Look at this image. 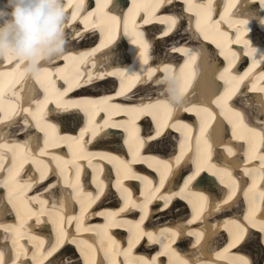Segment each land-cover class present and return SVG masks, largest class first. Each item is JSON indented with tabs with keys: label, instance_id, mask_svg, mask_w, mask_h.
<instances>
[{
	"label": "snow or ice",
	"instance_id": "obj_1",
	"mask_svg": "<svg viewBox=\"0 0 264 264\" xmlns=\"http://www.w3.org/2000/svg\"><path fill=\"white\" fill-rule=\"evenodd\" d=\"M252 2L264 9V0ZM181 3L183 7L177 8L176 0H131V8L125 14L127 0H96L95 11L88 10L87 0H67L66 11L72 25L73 39H82L84 32H99L102 39L99 47L104 48L120 35L128 36L138 50L143 66L141 74L129 75L114 70L107 74L93 75L89 72L84 75L81 65L94 52H81L73 47L59 61L64 62V67L60 63H53L46 68L40 81L43 97H31L25 106L21 102L22 97L18 96L20 89L17 87L22 73L21 62L15 56L0 59V126L22 117L25 128L35 129L41 140L39 150L33 151L31 139H0V189L4 190V199L11 206L17 221L14 224L0 221V232L11 243L14 255L11 264H47L65 244L75 245L80 254V264H165L161 257L168 258L167 264H186L173 248L177 230L161 228L154 232L151 226L145 227V224L147 218L153 215L154 203L160 209L172 204L174 199L187 201L191 207V217L187 223L197 224L204 210L212 209L206 194L195 192L193 195L191 189V185L205 172L215 176L227 192L226 198L216 204L217 211L228 212L243 204L241 216H228L215 226L216 231L227 233V239L225 245L214 252L211 264H253L250 257L233 253L232 250L250 239V230L260 233V243L264 245V126H251L244 113L232 106V101L250 80L251 91L264 94V57L256 59V49L247 38L249 20L234 19L236 0H227L221 12H218L217 0H181ZM43 8L42 4L40 19L44 21L43 31L47 35L48 18ZM162 9H168V14H162ZM56 15H60L59 10ZM182 20L187 21L183 31H191L196 38L215 44L218 55L225 62L218 76L223 91L212 101L214 108L195 105L181 107L183 112L197 117L198 130L177 116L170 99L131 105L117 102L119 98H129V93L137 85L150 81L157 72L164 74L162 81L158 82L169 85L173 99L183 95V90H177L172 85L177 80H182L185 85L191 81V69L196 57L189 48H171L175 55L185 57L184 64L178 68L171 63L152 65L153 39L164 40L174 36L177 28L181 30V23L178 22ZM259 23L264 28V18ZM150 25L162 26V31L154 38L149 36V29L146 30ZM224 25L228 30L224 29ZM49 42L48 39L42 41L44 44ZM233 45H242L243 51L233 50ZM15 51L30 54L23 48L22 40L18 41ZM242 56L251 58L252 63L247 71L241 73L236 69ZM68 65L74 69L71 79L64 75ZM106 78L117 81L111 95L82 100L68 98V94L76 88L90 86L95 79ZM57 80H63L67 87H57ZM49 105L55 108L50 109ZM101 113L104 115L101 116ZM53 114L70 117L71 120L82 118V124L78 123L75 130H68L70 124L62 130L61 125L50 118ZM119 116L124 119L117 120ZM218 119L228 125L232 140L244 146V160L239 170L247 178L246 184L233 170L213 163L214 150L208 138V128L214 129ZM142 120H147L145 127L141 126ZM109 129H118L123 134V146L127 150L125 156L114 154L115 149L108 152L91 150L97 138ZM170 132L179 133L173 160H164L148 151ZM110 135L115 136V133ZM61 148L67 149V158L56 151ZM226 152L229 157L237 155L232 147H227ZM189 157L193 163L192 174L181 177L183 183L179 191H166V183L174 169ZM140 163H147L157 173L158 183L135 169L134 166ZM108 165L112 166L111 172L115 171L112 189L119 198L116 211L96 208L108 190V183L104 179ZM86 170H90L95 193L85 188ZM54 171L59 177L56 182L50 180ZM128 181H139L140 191L137 194L134 195ZM58 183H62L70 196L58 203L50 202L44 193ZM69 201L75 208L71 213ZM133 212L138 216L128 219ZM96 216L102 217L104 223H90ZM44 223H50L55 232L54 244L50 248L47 247L48 241L34 234V228ZM72 227L74 232H69L68 229ZM114 228L126 229V247L115 238L112 233ZM84 233L97 237V242H89ZM165 233L171 235L165 236ZM187 235L197 243L204 238L199 228L188 231ZM162 237L168 240L167 244ZM141 244L145 248L159 244V248L154 255L151 252L140 255L137 248ZM0 264H6L3 251H0Z\"/></svg>",
	"mask_w": 264,
	"mask_h": 264
},
{
	"label": "bare ground",
	"instance_id": "obj_2",
	"mask_svg": "<svg viewBox=\"0 0 264 264\" xmlns=\"http://www.w3.org/2000/svg\"><path fill=\"white\" fill-rule=\"evenodd\" d=\"M87 2L89 4V11H95L96 0H87ZM144 2H148V0H144ZM226 2L227 0H217V4L219 5L218 12H221L223 10V5ZM176 5L177 8L183 7L181 0H176ZM130 8L131 0H127V7L124 8V13L126 14L128 9ZM161 13L168 14V9H162ZM233 16L234 19L249 20L248 27L250 31L247 38L252 43L253 48L256 49V59L260 60L262 57H264V28L261 27L259 20L264 18V9H262L258 3H253L252 0H236V7L234 8ZM218 18L219 17L217 16L216 19ZM184 26L187 27L186 20H182L180 31H183L182 29ZM80 27L82 30L83 26L81 25ZM161 27L162 26L160 25H150L146 27V30L149 29V36L154 38L159 34L160 31H162ZM224 29L228 30L227 25H224ZM180 31L174 34V36L165 38L164 40L153 39L154 59L152 60V65L159 66L161 63H171L178 68L185 61V57L177 56L171 52V48L173 46H177L174 42L179 41L180 44L189 47L192 54L195 57L198 56V58L191 69L193 73V89L186 98L184 106H193L191 104H194L195 106H203V104L206 103L207 105L205 106L214 108L211 102L223 91V85L218 79L220 72L224 68L225 62L223 61V57L218 55L217 52L219 50L216 48L215 44H212L209 41H205L202 38H197V40H189L187 35L181 36ZM187 32L189 34L192 33L191 31ZM174 38L176 41L172 42L171 39ZM8 40L13 45L16 43V40L12 37H8ZM101 42L102 39L100 38L99 32H84L83 38L79 39V41L76 43L74 42L73 47L77 50H80L81 52H94V55H90L91 57H93L91 66L89 67L88 60L86 63L81 65L82 74L85 70H87L88 73L91 72L93 75L100 73L107 74L114 70L124 71L129 75L141 74L143 72V66L140 63L138 50L131 43L128 36L124 35L123 37H117L111 44L104 48L99 47ZM125 42L127 44V47L126 45H122L121 48H118L119 45ZM163 45H166V47L164 49H161ZM232 47L233 50L237 52L243 51L242 45H233ZM59 63L61 67L65 66L63 61ZM251 63V58L242 56L241 61L237 64L236 71L241 73L243 71H247V69L251 67ZM26 67V65L21 66V79L17 85V87L20 89V91L18 92V96L22 97L21 102L24 103L25 106H27V100L29 98L43 97V92L40 88V81L43 78L44 72L46 70V67L41 65L39 67L33 68L31 72H28L25 70ZM256 71L258 72L259 69H257ZM73 73L74 69L71 65L65 67L64 75L66 77L68 76L69 79H71ZM156 74L161 77L164 75L162 72H157ZM101 82H105L106 84L108 83L110 85L108 87H104V85H98ZM116 82L117 81H115L113 78H106L100 82L93 83L90 86L81 87V89L79 90L75 89L77 91L73 90L68 94V98L74 100H82L88 98H99L97 95H111L114 91L113 85ZM57 87L64 89L67 87V85H63V80H57ZM149 87L153 88L151 84L147 86L137 85V87L132 90V93H129L130 98H119L117 102L124 103L126 105L147 103L150 99L156 96L158 91V89L156 88H154L156 91H153L154 89L150 91ZM242 87L243 88H241L240 92L233 99L232 106L236 110L244 113L246 120L251 124V126L260 128L264 126V95L251 91V80L246 82V84ZM29 91L31 92L28 94ZM191 94H193V99H188ZM54 108L55 106L50 109ZM100 115L102 116V113ZM177 116L180 119H183L185 123L191 124L198 130L199 124L196 116L190 113L183 112L181 108H178ZM50 118L53 119L55 123L60 124L62 130H65V126L68 122L71 121L70 117H62L56 114H53V116ZM248 118H251V120H249ZM116 119L121 120L124 119V117L119 116L116 117ZM78 120H80L79 124H82V118ZM71 122L69 123L70 127L68 128V130L71 131L77 129V125L75 126L76 123L71 124ZM0 130H7L5 135L0 136V139H31L33 151H38L41 147L39 133H37L33 128H25L22 117L17 118L11 124L0 126ZM111 133H115V136L110 135ZM209 135L214 150L213 163L218 167L229 168L230 170H233L235 175L242 178V182L246 184L247 178L243 177L242 173L239 170V166L243 163L244 160V157L242 155L244 146L241 144H237L236 141L232 140L230 128L225 122L219 119L217 120L214 129H212ZM178 136L179 133L170 132V134H166L161 140L155 142V144L151 146L148 151L153 150L156 145L164 142L165 140L166 142L172 143L171 145L173 147L171 151L166 152L164 150H160L161 152L158 151L157 153L166 156L164 157L166 158V160H173L174 156L176 155V144L179 139ZM117 141L119 143H117ZM227 147H232L233 149H235L237 151V155L234 157H229L226 152ZM113 149L116 150L114 152V154L116 155H126L127 150L123 146V134L120 133L118 129L107 130L106 133L97 138V143L91 146V150L93 151L108 152L112 151ZM56 151L60 154H64L67 158V149L61 148L57 149ZM134 167L136 170L138 169L142 175L149 176V178H152L158 183L159 177L157 173L154 172L147 163H140L138 164V167ZM29 168H31V165H29ZM111 168V165H108L105 168L104 179L108 183V190L105 193L103 200L106 204H112L110 205L113 208H108L107 210L116 211L117 205L119 204V198L112 189V183L115 180V171L112 170L111 172ZM88 171L90 172V170ZM88 171H85V177H89L91 179V175ZM192 172L193 163L191 157H189L185 159V161L180 165L179 168L174 169L172 177L166 183L165 190L169 192L179 191L183 183L181 177L185 174H192ZM203 175L204 173H202L201 177L197 179V182L195 181V185H191V189L193 190L192 194L195 195V192L206 194L210 199L212 209L210 211L208 209H205L202 213V219L198 221L197 224L189 225L187 223L188 219L191 217V207L188 205L187 201L183 199H174L172 201L171 207L168 210L162 212L159 211L156 206H153V211L157 210V212H153V215L147 218V221H151V224L153 226L152 231L154 232L158 231L161 228H170L178 231L176 242L173 245V248L181 258V260L187 261L188 264H211L214 252L221 249L225 245L227 239V233L225 231H216L215 226L228 216H241L243 210V204L241 203L239 207L233 208L231 211H217L216 204L226 198L227 192L222 188L215 176L209 174L203 177ZM50 180L53 182L59 180V177L55 174V171L50 177ZM127 183L132 185V191L134 195L140 191L138 187L139 181H128ZM198 185L200 186V188H204L205 191L197 188ZM87 186H92L91 180L89 182L85 181L86 190L88 188ZM39 187L42 188L43 186L40 185ZM92 188H94V186H92ZM3 191L4 190L0 189V221H3L4 219V222L14 224L17 222L15 215H13L14 213L12 215H5V218L2 217L3 207L9 206L6 199H4ZM31 194L32 193H29V195ZM66 194L70 196V193H68L67 190L63 188L62 183H58L56 187L51 188L50 191L44 193L45 197L48 198L50 202L53 199L58 198L59 200L56 201L57 203L60 202L61 199H64L66 197ZM157 203H159V201H157ZM69 207V213L75 210L70 201ZM78 210L79 209L77 206V214ZM131 215L137 216L138 213L133 212L129 214L127 218H131ZM203 222H205L206 225ZM90 223L102 224L104 223V219L102 217L96 216L91 219ZM40 226L38 228H34V234L48 241L47 247H52L54 243L51 236V231L53 230L52 225L51 228H48L50 226V223L46 225V227L50 230V233H48L49 231ZM196 228H199L204 233V238L199 245L195 244V239L192 236L187 235L188 231L194 230ZM72 232H74V227H72ZM112 232L113 234H115V238L121 243V245L126 247L128 237L126 229L114 228L112 229ZM44 233H46L47 235L45 236ZM83 235L89 238V242H97V237L93 236L92 234L84 233ZM170 235L171 233H165V236ZM161 239H163L164 243H168L167 239H164L163 237ZM258 239H260V233L250 230V239L245 241V243L242 244L239 248L233 249V253H243L244 255L251 258L253 264H263L262 261H264V257L262 255L260 256L258 251L250 249L256 243L264 247V245L259 243L260 241L257 242ZM6 240L7 239L4 238V234L0 232V251H3L5 253L6 264H11V262L14 260L12 258L14 255L7 244H4ZM212 244H214L215 246L213 249H210ZM151 247L152 248H145V245L141 244L137 248V254L145 255L151 252L154 255L155 250L159 248V244H153ZM79 258L80 254L75 249V245L65 244V246L61 248L47 262V264H64V261L66 259L71 261L72 264H80ZM160 259L164 261L165 264H167V257H161ZM27 264H30V262H27ZM220 264H225V262H220Z\"/></svg>",
	"mask_w": 264,
	"mask_h": 264
},
{
	"label": "clouds",
	"instance_id": "obj_3",
	"mask_svg": "<svg viewBox=\"0 0 264 264\" xmlns=\"http://www.w3.org/2000/svg\"><path fill=\"white\" fill-rule=\"evenodd\" d=\"M44 5L43 12L47 16L48 33L47 35L43 31L44 21L40 19L41 5ZM67 0H2L0 2V59H4L9 56H15L21 62V66L26 65V71L31 72L33 68L43 65L48 68L53 63H59L60 59L69 54V49L73 48L74 42H78L79 39H73L72 25L70 17L66 11ZM59 10L60 15H56V11ZM179 21L178 23H181ZM177 31H180L177 28ZM180 35H187L189 40H197L193 33L187 31H180ZM8 37H12L16 40L13 45L9 42ZM48 39L50 42L47 44L42 43L43 40ZM23 41V48L30 54H21L15 51L18 41ZM177 46H184L179 41L174 42ZM189 48V47H187ZM198 56L193 64L196 63ZM93 57L89 56L88 64L91 66ZM184 62L182 63V65ZM193 66V65H192ZM84 75H87V70L84 71ZM191 81L185 85L182 80H177L172 87L177 90H183V95L178 99H173L169 91V85L167 83L158 82L162 81V77L155 74L150 81H145L139 84V86L152 85L153 88L158 89L154 98L156 99H170L174 108L178 110L184 106V102L189 93L193 89ZM102 81L101 79H95L94 83ZM130 98V97H129ZM143 99V98H142ZM148 101V102H149ZM7 130H0V136L5 135ZM212 127L208 128V138L211 142L210 133ZM171 207V204L162 206L159 211H166ZM199 240L196 245L201 243ZM188 264L187 261H185ZM64 264H70L69 260H65Z\"/></svg>",
	"mask_w": 264,
	"mask_h": 264
},
{
	"label": "rangeland",
	"instance_id": "obj_4",
	"mask_svg": "<svg viewBox=\"0 0 264 264\" xmlns=\"http://www.w3.org/2000/svg\"><path fill=\"white\" fill-rule=\"evenodd\" d=\"M93 39H95V38H93ZM172 40V42L173 41H176L175 40V38L174 39H171ZM169 44V43H168ZM166 47V45H163L162 47H161V49H164ZM98 85H104V87H108L110 84H106L105 82H101V83H99ZM154 88H151V87H149V90L150 91H152ZM32 91V90H31ZM31 91H29L28 92V94L31 92ZM153 91H156L155 89L153 90ZM72 122H71V124H75V126L80 122V120H71ZM69 123L70 122H68L67 123V125H69ZM172 143H170V142H166L165 140H164V142H162V143H160V144H158V145H156V147L155 148H158V150H161V151H166V152H169V151H171V149H172V145H171ZM166 145V146H165ZM163 146V147H162ZM162 149H161V148ZM167 147V148H166ZM164 148V149H163ZM69 197V195H67L66 194V197L64 198V199H67ZM57 200H59L58 198L57 199H53L52 201H57ZM51 201V202H52ZM69 212H70V207H69ZM8 214H13V212H12V209H11V206L9 205L8 207H3V212H2V217H4L5 218V215H8ZM14 215V214H13ZM2 222H4V219H3V221ZM48 223H44L43 225H41L40 227H43L45 230H47V231H49L48 233H50V230L48 229V228H51V224H50V226L47 228L46 227V225H47ZM31 227V226H30ZM69 230V232L71 231L72 232V228H69L68 229ZM1 236H3V235H1ZM258 241H260V239H258L257 240V242ZM260 243V242H259ZM4 244H7V246L11 249V243H10V241L9 240H6V242H4ZM214 244H212L211 245V248L210 249H213L214 248ZM49 248L51 247V246H48ZM250 249H252V250H255V251H258V253H259V255L261 256H263L264 257V247H262V246H260V244H258V243H256L252 248H250ZM12 251V250H11Z\"/></svg>",
	"mask_w": 264,
	"mask_h": 264
}]
</instances>
